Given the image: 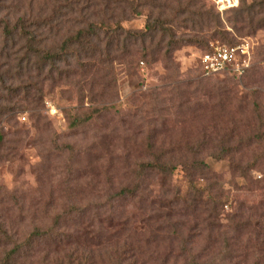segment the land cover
Returning <instances> with one entry per match:
<instances>
[{
	"label": "rangeland",
	"instance_id": "1",
	"mask_svg": "<svg viewBox=\"0 0 264 264\" xmlns=\"http://www.w3.org/2000/svg\"><path fill=\"white\" fill-rule=\"evenodd\" d=\"M258 1L191 0L204 17L174 22L178 38L191 41L171 61H117L84 74L63 67L62 79L41 85L10 71L0 105L18 109L0 106V225L32 254L10 264H264V78L260 88L248 83L264 74ZM150 10L142 6L122 27L142 29ZM103 12L113 27L115 10ZM236 44L248 51L237 54L242 73L203 75L201 53ZM8 62L0 57L1 72ZM105 102L115 106L110 114L70 127ZM121 117L136 145L122 128L111 132ZM150 140L174 166L171 186L152 174L138 196H120L134 164L152 160ZM4 240L0 264L13 247Z\"/></svg>",
	"mask_w": 264,
	"mask_h": 264
},
{
	"label": "trees",
	"instance_id": "2",
	"mask_svg": "<svg viewBox=\"0 0 264 264\" xmlns=\"http://www.w3.org/2000/svg\"><path fill=\"white\" fill-rule=\"evenodd\" d=\"M172 2L175 4L172 5L170 0H42L41 4L36 6L35 0H0V57L8 62L11 59V51L16 46H19L18 52H23L21 57L6 64L8 66L6 71H0V85L6 90L10 89L6 80H13L9 74L13 68L28 82L41 85L47 80L53 83L62 79L61 76L65 72L63 67H74L70 73L84 74L89 71L98 72L106 65L117 61L123 62L126 66L147 57L171 61L173 51L181 43L191 41L189 38H178L177 32L173 29L174 22L179 16L187 13L195 15L197 17L195 19L198 20L204 17L203 12L197 14L189 9L192 5L191 0H187L186 3L184 0ZM256 3L260 8L259 12H262L264 0ZM148 5L151 10L142 29L129 30L122 27L121 21L139 14L141 7ZM254 5L255 3L249 5L250 11H254ZM108 8L115 10L116 18L115 25L110 28L105 27L103 20V11ZM189 19L196 21L194 18ZM257 24L259 28H263L264 17L259 19ZM66 25H71V28L69 27L55 41H51L58 37ZM72 25L75 28H72ZM262 58L264 59V51ZM252 76L248 83L260 88L257 82L264 78V74L258 71ZM0 106L5 111L11 108L18 109ZM113 108L115 106L111 102H105L100 108L92 109L89 114L74 115L69 125L77 127L85 124L101 116L103 112L110 114ZM113 119L110 121L113 122ZM118 123L119 126L114 124L116 127H113L111 132L116 133L118 128H122L125 139L128 136L132 144L136 145L138 142L136 135H130L127 132L128 127H125L126 118L121 117ZM157 146L156 141L145 142L147 154H153L150 158L152 160L134 164L133 176L123 184L120 196H138L146 189L145 180L152 174L161 175V183L167 187L171 186L169 180L174 166L163 152L159 155L153 152ZM169 146L173 150V145ZM126 156L130 158L129 154ZM216 206L218 203L214 202L212 208ZM0 236L5 239V244H13L12 249L3 256V264H10L15 257L24 256L28 259L32 256L28 251L20 253L24 242L19 243L14 237H10L5 226L3 228L0 225Z\"/></svg>",
	"mask_w": 264,
	"mask_h": 264
},
{
	"label": "built area",
	"instance_id": "3",
	"mask_svg": "<svg viewBox=\"0 0 264 264\" xmlns=\"http://www.w3.org/2000/svg\"><path fill=\"white\" fill-rule=\"evenodd\" d=\"M246 54L247 48L244 44L216 45L211 50L200 55V63L203 75L210 76L224 72L228 68L242 73L247 66L245 60L238 64L237 54Z\"/></svg>",
	"mask_w": 264,
	"mask_h": 264
}]
</instances>
